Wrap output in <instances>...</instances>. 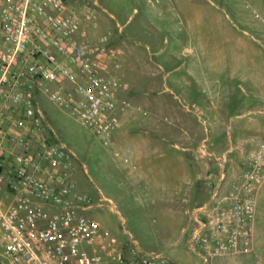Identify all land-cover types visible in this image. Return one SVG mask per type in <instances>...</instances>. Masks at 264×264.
Segmentation results:
<instances>
[{
    "label": "built area",
    "instance_id": "2783aa9c",
    "mask_svg": "<svg viewBox=\"0 0 264 264\" xmlns=\"http://www.w3.org/2000/svg\"><path fill=\"white\" fill-rule=\"evenodd\" d=\"M162 15L171 0H145ZM100 0H0V253L10 264H182L122 242L88 215L100 203L78 189L76 166L40 105L46 95L106 143L131 106L120 99V50L91 38ZM128 161V158H126ZM221 172L190 211L188 246L201 261L251 255L264 185V138L229 186Z\"/></svg>",
    "mask_w": 264,
    "mask_h": 264
},
{
    "label": "rangeland",
    "instance_id": "374dc122",
    "mask_svg": "<svg viewBox=\"0 0 264 264\" xmlns=\"http://www.w3.org/2000/svg\"><path fill=\"white\" fill-rule=\"evenodd\" d=\"M176 4L175 14L160 16L145 0H100L95 18L100 35L110 32L113 46L129 49L132 62L131 55L139 58L125 73L124 82L137 80L125 94L132 103L121 116L123 126L110 142L46 95L40 94L39 100L52 138L76 166L78 189L101 204L88 215L122 242L179 260L194 255L179 227L189 223L180 207L184 203L177 200L169 209L156 201L154 192L163 186L184 187L179 154L211 155L213 174L218 177L223 169L226 183L228 171L236 175L244 170L264 138V0ZM160 24V38L168 42L149 47V27ZM156 78L160 83L151 81ZM164 105L175 107L186 124L207 137L208 147H176L172 136H164L170 122L160 113ZM138 155L150 156L154 171L145 160L138 161ZM259 199L256 247L261 256L247 258L246 264H264V194ZM0 264L10 263L0 254Z\"/></svg>",
    "mask_w": 264,
    "mask_h": 264
},
{
    "label": "crops",
    "instance_id": "0c3cea01",
    "mask_svg": "<svg viewBox=\"0 0 264 264\" xmlns=\"http://www.w3.org/2000/svg\"><path fill=\"white\" fill-rule=\"evenodd\" d=\"M171 2L176 6V11H171L168 6H164L162 8L163 14L165 12L175 14L178 11L176 0H171ZM156 11H157V9H156ZM96 14H97V12H96ZM157 14H158V11H157ZM162 15H160V16H162ZM161 26L162 25L160 24V25H154V27L150 26L151 28L149 27L151 34H150L149 38L146 39L147 43L149 44V47L151 45L152 47L159 48L162 46L163 41H164V43L168 42L167 38H165V39L163 38L164 34H163ZM84 27L87 29L88 34L91 38L95 39L96 37L100 36V31L98 29L99 25L97 28H95L92 25V23L88 21V22L84 23ZM161 35L163 37L160 38ZM116 48H118V47H116ZM138 48H137V50H138ZM118 49L121 52L119 55L120 67L116 68L115 70L121 76V79H123V82H122L123 85H122L121 92H120L119 96H120L121 100L129 101L130 103H132L127 98V96L125 94L128 90L131 89V87L133 86L132 83L135 82L137 80V78L126 79L124 82V77L126 76L125 73L128 72L129 67H131L132 65L134 66V64L136 62H138L139 58L137 55H131V58H133V62H132V61H130L129 49H126V48H122V49L118 48ZM165 62L166 61L159 62L158 63L159 67H162L163 64H165ZM151 81H154V82L157 81L160 83V79H157V78L151 79ZM161 107L163 109L160 110V113L165 115V119L167 117H169V120H170V122H169V124L165 130L164 136H166L167 138H171V136H172V138L177 141V142H175L176 147L184 146V147H188V149H190L191 147H197V146H200V147L207 146L208 147V144H207L208 138L204 137L203 135L201 136L194 128H192L190 125L186 124L185 119L178 116V112H177V109H175V107L172 108V106H171L169 108L165 105L161 106ZM171 114H172V116H169ZM122 126H123V121L121 119V124H120V127L118 128V130L121 129ZM211 144H213V143H211ZM143 145L144 146L146 145V141L143 142ZM205 154H201L200 157H197V156L193 157L192 155H189L188 153L186 155L179 154L178 155L179 162H181V166H183V168H184L182 170L184 172L181 176L182 178L185 179V181H182V183L184 184V187L182 189L178 188V190H176V188H168L166 186H163V188H161V189L158 188L154 192V195H156V198H155L156 201L158 198V200L160 199L162 202H165V204L168 205L169 209L175 207L177 200L178 201L182 200V202L184 204L181 205L180 207L182 209H184L185 214L189 218V221H190L191 209H193L195 206H197L201 203H204L210 199L212 191H213V185H211V181L218 180L217 179L218 177H216L213 174V171L210 167L211 160H209L207 157L209 154H206V155ZM209 156H211V155H209ZM126 158H128V157H126ZM126 158H125V160H126ZM150 159H151L150 156H145L143 158V156L138 155V157H137L138 161L143 162L145 160L147 162V165L152 167V165H150L152 163H150V164L148 163L149 161L152 162V160H150ZM153 168L154 167L150 168L149 171L150 172L154 171ZM223 171L224 170L222 169L220 171V173ZM228 173L230 174V181L228 180L226 183L225 182L222 183V185L224 187L229 186L230 183L233 181L234 176H235V175H231V173L229 171H228ZM193 174H195V175L192 176ZM185 184L187 185V187L185 186ZM262 194H264V185H263V187L259 193L258 199L261 198ZM191 200L194 201L193 202L194 205L192 207L191 206H185V203H186V205H188L187 203ZM261 215H262V209L258 208L257 223L258 222L260 223V219L262 217ZM179 227H180L181 234L185 235L184 238L186 239V244H187V247L189 248V246H188L189 223L188 224H181L180 223ZM189 250L194 255H187L186 254L184 257H182V259H179V260L174 259V260H176L182 264H205L201 261V258L196 253H194L190 248H189ZM257 251H258V248H257ZM259 254L261 256V252H259ZM195 256L198 259H196ZM252 257L253 256H251V255L217 257V258L213 259V261L209 264H246L247 260H248L247 258H252Z\"/></svg>",
    "mask_w": 264,
    "mask_h": 264
}]
</instances>
